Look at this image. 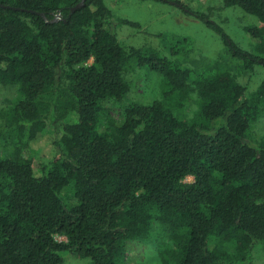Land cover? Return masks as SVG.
Listing matches in <instances>:
<instances>
[{"label":"trees","instance_id":"16d2710c","mask_svg":"<svg viewBox=\"0 0 264 264\" xmlns=\"http://www.w3.org/2000/svg\"><path fill=\"white\" fill-rule=\"evenodd\" d=\"M82 1L0 0V84L18 88L0 113V141L15 143L0 158V264H64L68 254L128 264L133 241L155 244L163 264H255L264 246V77L250 88L264 68V0H224L260 21L245 28L258 55L206 13L188 12L242 61L244 84L231 71L193 78L156 50L125 48L115 27L137 24L104 0L72 12ZM144 66L162 77L160 101L128 100V71ZM191 93L198 109L182 119L175 111ZM47 127L56 156L37 171L29 154Z\"/></svg>","mask_w":264,"mask_h":264},{"label":"rangeland","instance_id":"374dc122","mask_svg":"<svg viewBox=\"0 0 264 264\" xmlns=\"http://www.w3.org/2000/svg\"><path fill=\"white\" fill-rule=\"evenodd\" d=\"M117 19L128 20L136 27L116 25L120 43L125 48H144L156 50L169 61L188 69L193 78H206L222 71H231L239 75L241 83H247L248 76L243 70V63L232 55L220 35L205 22L196 19L188 12H204L211 20L220 25L231 40L241 49L258 55L257 40L245 30L250 26H261L260 21L243 12L240 8H225L224 0H171L176 4L156 0H104ZM179 5L185 6L180 8ZM56 19H61L57 14ZM93 60L88 64H92ZM252 79L251 91L255 90L264 77V68L256 67ZM131 84L129 101L151 103L163 99L162 77L148 67L130 68L126 76ZM18 97L16 86L0 84V113L11 107ZM198 109V95L191 93L181 110L176 114L182 119L193 117ZM115 119L123 116L122 108L115 105L112 110ZM256 133L264 132V118L256 127ZM55 135L52 127H47L40 142L32 149L35 169L48 163L56 156L54 147L45 141ZM43 140V141H42ZM13 141H0V158L9 157L13 152ZM188 177L184 183H192ZM165 236V235H164ZM168 236L164 237L168 246L174 248ZM63 238H61L62 240ZM128 264H163L155 244L138 241L127 244ZM255 264H264V246L259 245L254 252ZM87 259L77 258L72 254L65 256L64 264H88Z\"/></svg>","mask_w":264,"mask_h":264},{"label":"water","instance_id":"95a60500","mask_svg":"<svg viewBox=\"0 0 264 264\" xmlns=\"http://www.w3.org/2000/svg\"><path fill=\"white\" fill-rule=\"evenodd\" d=\"M171 4H176V3H174V2H170ZM85 6V0L84 1H82L80 4H78L76 7H74L73 9H72V12H75V11H77V10H80L81 8H83ZM179 7L180 8H183V6H181V5H179Z\"/></svg>","mask_w":264,"mask_h":264}]
</instances>
